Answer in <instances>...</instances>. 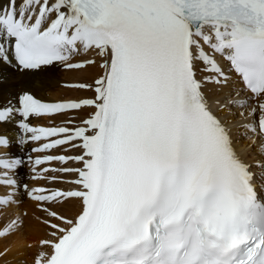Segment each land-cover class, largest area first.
<instances>
[{"label":"snow or ice","instance_id":"1","mask_svg":"<svg viewBox=\"0 0 264 264\" xmlns=\"http://www.w3.org/2000/svg\"><path fill=\"white\" fill-rule=\"evenodd\" d=\"M0 150V264H264V0H0Z\"/></svg>","mask_w":264,"mask_h":264},{"label":"bare ground","instance_id":"2","mask_svg":"<svg viewBox=\"0 0 264 264\" xmlns=\"http://www.w3.org/2000/svg\"><path fill=\"white\" fill-rule=\"evenodd\" d=\"M96 70L93 69V70H90L89 72V75L91 74H94ZM81 75V73H77V72H64L62 70H57L56 71V78L61 80V81H73L75 80L77 77H79ZM22 79V77L19 76V74H17V76L15 78H10L7 82H6V85H5V90H4V96L5 98H7V94L9 91H19L20 89L19 88H16V89H10L8 88V84L9 83H19L20 80ZM23 86V85H21ZM42 95L44 96L45 99L49 100V101H53V100H58V99H61V98H75L77 96H82V95H86V93H82V92H76L74 90H67V89H63V88H60V87H53V88H49V89H46ZM81 115H83V113H81ZM59 119L60 118H57V123H59ZM4 130H7V131H10V132H14L15 129L14 128H11L9 125H4L3 126ZM247 145H248V142L246 143H238L237 144V150L240 152V154L242 156L245 157V159H250L248 153L251 152V150L249 151L247 149ZM31 145H28L24 152L26 153L27 151H29ZM11 151L13 153H17L18 152V149L14 146ZM21 155H23L24 153H20ZM21 173H22V176L21 178L24 180V181H27V178H26V175L28 173V167L27 165L21 169ZM25 207L28 208L30 207L28 205V203L26 202L25 203Z\"/></svg>","mask_w":264,"mask_h":264},{"label":"rangeland","instance_id":"3","mask_svg":"<svg viewBox=\"0 0 264 264\" xmlns=\"http://www.w3.org/2000/svg\"><path fill=\"white\" fill-rule=\"evenodd\" d=\"M247 141H244V143H246ZM247 149L250 151L251 149H249L248 145H247Z\"/></svg>","mask_w":264,"mask_h":264}]
</instances>
